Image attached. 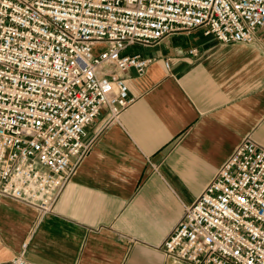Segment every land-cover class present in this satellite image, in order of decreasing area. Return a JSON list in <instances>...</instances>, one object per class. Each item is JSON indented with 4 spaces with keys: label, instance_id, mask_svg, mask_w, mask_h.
Segmentation results:
<instances>
[{
    "label": "built area",
    "instance_id": "2783aa9c",
    "mask_svg": "<svg viewBox=\"0 0 264 264\" xmlns=\"http://www.w3.org/2000/svg\"><path fill=\"white\" fill-rule=\"evenodd\" d=\"M200 28L253 43L264 0H0V194L53 211L91 147L87 127L105 108L118 121L134 101L126 72L153 61L123 51ZM27 245L4 264H37ZM162 249L187 264H264V146L235 148Z\"/></svg>",
    "mask_w": 264,
    "mask_h": 264
},
{
    "label": "crops",
    "instance_id": "0c3cea01",
    "mask_svg": "<svg viewBox=\"0 0 264 264\" xmlns=\"http://www.w3.org/2000/svg\"><path fill=\"white\" fill-rule=\"evenodd\" d=\"M123 54L153 61L126 72L134 101L119 120L105 108L87 127L54 210L0 194V264L25 242L37 264H187L162 249L185 207L246 137L264 146V28L253 43L200 28Z\"/></svg>",
    "mask_w": 264,
    "mask_h": 264
},
{
    "label": "rangeland",
    "instance_id": "374dc122",
    "mask_svg": "<svg viewBox=\"0 0 264 264\" xmlns=\"http://www.w3.org/2000/svg\"><path fill=\"white\" fill-rule=\"evenodd\" d=\"M103 45L102 44H95L94 45V52H99L102 49Z\"/></svg>",
    "mask_w": 264,
    "mask_h": 264
}]
</instances>
